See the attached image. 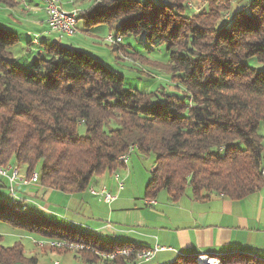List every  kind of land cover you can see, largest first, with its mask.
<instances>
[{"label":"trees","instance_id":"16d2710c","mask_svg":"<svg viewBox=\"0 0 264 264\" xmlns=\"http://www.w3.org/2000/svg\"><path fill=\"white\" fill-rule=\"evenodd\" d=\"M200 1L206 5L198 12L189 8ZM232 1L95 0L79 12L76 29L80 24L84 33L103 28L121 39L143 34L148 43L164 47L165 72L182 97L161 88L125 89L120 73L60 42L32 48V40L22 54L17 34L0 25V166L15 163L24 167L25 178L38 175L35 203L46 190L87 192L93 178L125 169L118 157L137 146L139 155L155 157L144 200L161 192L171 202L188 192L199 201L210 194L240 200L258 192L264 183V139L258 132L264 125V70L247 62L264 63V0H248L237 10ZM16 3L0 0L10 8ZM120 44L111 50L147 62ZM19 194V201L0 199V223L16 232L105 253L146 249L129 242L100 245L25 204L28 199ZM1 242L0 236V264H36L20 243L4 247ZM80 255L88 264L99 260L86 251ZM132 259L109 264H135ZM219 262L264 264L239 253ZM170 264L199 263L177 256Z\"/></svg>","mask_w":264,"mask_h":264},{"label":"crops","instance_id":"0c3cea01","mask_svg":"<svg viewBox=\"0 0 264 264\" xmlns=\"http://www.w3.org/2000/svg\"><path fill=\"white\" fill-rule=\"evenodd\" d=\"M19 1L28 5L32 10L26 11V16H23L17 8L6 7L3 9L6 24L0 21L2 27L17 34L19 38L18 50L24 54L28 52L27 47L36 48L41 42L61 43L59 38H62L63 35L60 36L56 32L47 30L44 25L45 14L42 10V0H39V3L35 0L33 3L26 0ZM247 1L233 0V9L241 8ZM62 6L70 9L69 11H82L74 3V0L63 1ZM18 19L25 25H31L33 27L32 32L28 26L18 28ZM76 30L84 37H89L88 40L93 43L84 46L81 41L79 43L70 41L66 46L85 51L92 56L96 54V57H101L100 52H97L101 50L97 42L103 41L102 38L108 33L107 29L98 28L92 32L84 33L78 24ZM70 39L73 40L74 37ZM32 40L33 44L30 47L27 42ZM98 59L100 60V58ZM22 173L24 176V170ZM102 176L95 177L96 181L92 186L105 185L114 192L115 184L111 181V175H108L106 180H102ZM0 178L3 177L0 176ZM22 178L24 179V177ZM3 182L0 181V199H7L5 197L6 190L1 189ZM17 189L22 197L38 201L34 197L37 188L35 189L33 185L26 186L20 180V183H17ZM19 192L14 195L17 196ZM59 194L62 193L42 191L40 195H43L45 199L38 203L53 212L52 206ZM121 196V193L118 194L113 202L115 208H118L121 200L123 201L125 198L122 197L121 199ZM143 201L144 199L141 200L139 208L134 206L131 211L128 208L122 210L129 214L123 224L124 229L127 230L122 231L121 234L125 240L120 242H129L146 249L155 244L172 249V251L158 253L153 261L146 264H170L177 256L197 257L204 255L219 260L221 257L232 253L250 255L264 261V183L258 192L240 200H230L221 195L210 194L208 199L199 201L188 192L175 202H171L168 195L161 192L154 200L155 205L145 206ZM108 224V227L112 225L111 223ZM107 229L98 228L93 233L108 235L110 229ZM96 239L101 241L95 235L93 240Z\"/></svg>","mask_w":264,"mask_h":264},{"label":"rangeland","instance_id":"374dc122","mask_svg":"<svg viewBox=\"0 0 264 264\" xmlns=\"http://www.w3.org/2000/svg\"><path fill=\"white\" fill-rule=\"evenodd\" d=\"M26 1L33 3V0H26ZM35 1L39 3V0H35ZM63 1L65 0H61V4H63ZM94 1L95 0H74V3H76L80 9L83 8L85 9L89 7L91 4H93ZM42 5H43V0H42ZM192 5L195 7V9H200L202 6H205L206 4L205 2L200 1V2H194L192 3ZM14 7L17 8V10L23 16H26L27 13L26 11L32 10L28 5L21 3V1L19 0H17V3L15 4V6H13V8ZM5 8H6L5 6H0V21L3 23H5V19H4L5 14L3 12V9ZM62 8L66 11V13L74 12L76 14H79L80 12V11L78 12V10L69 11L70 9H68L65 6L64 7L62 6ZM228 16L229 15H226V18ZM9 19L11 18L9 17ZM44 25L48 30V27L45 22ZM18 26H19L18 28H20L21 26H28L31 32L33 29L31 25H25L19 19H18ZM72 37H74L73 40L70 39ZM59 39L61 41V44L64 45H68V42L70 41L78 42V43L81 41L82 45L84 46H86V44H91L92 42L88 40L90 39L89 37H84L83 34L78 32L74 33L70 37L62 36V38ZM102 39H103L102 42L101 41L97 42L98 43L97 45L100 46L101 48V50L97 52H100L99 54L101 57H96L95 53L94 56L96 58H100V60L99 59L98 60L101 63H103L105 66H107L110 70L114 72H118L123 76L124 78L123 86L125 89L136 90L144 93H151L161 88L160 89L161 93L168 95H176L178 97L183 96L182 89L176 87V84L170 81V75H168L165 72L164 65L168 61V54L165 51L164 47L157 44L148 43L145 40L143 34L138 37H132V36L122 37L121 39L122 42L120 41L121 44L118 43L117 45L120 44L123 47H127L128 52L137 53L140 56L148 59L147 62L143 61V63H141V62H135L134 60L136 58H130V57L128 58L125 57L124 54L113 52L110 47L112 45L107 44L104 41L105 37ZM93 41L95 42V40ZM19 64H22V66L25 68L24 66L25 64L23 62L22 63L20 62ZM247 64L252 68L256 69L257 71L264 70V63H258L255 62L254 60H250L247 62ZM258 132L260 135L263 136L264 139V125H260ZM78 134L79 135L84 134L83 128L78 129ZM14 164L15 163L11 165L12 168L15 167ZM154 165H155V157L152 154L142 156L139 155L137 151L132 152L130 154L125 169L117 170L119 176L124 179V188L121 192H118L117 194L120 193L122 194L121 199L122 197H125L123 198V201L121 200V203H119L120 206L118 208H115V205H113V203L110 206H106L101 202H98V200L95 197L88 196L87 192L79 195L59 194V197L56 198L55 202L53 203L54 205L52 206L53 212H55L56 214L49 211L48 209L44 210L45 208L42 206V204L38 202L34 203L31 201L30 198H27L28 201H25L26 202L25 204L37 208L39 211H42L46 215H50V217L52 216L51 217L52 221L54 220L57 223L69 226L71 228H74L75 230L83 232L86 238L89 239L91 238L93 240L96 235V237H98L102 241V243L100 241H97L100 245H103V243H108V242L124 241L125 239H123V236L121 234L122 231L127 230L124 229L123 224H124V220L127 219L126 217L129 213H126L122 210L128 208L131 211L133 210L134 206H136L137 208L141 206L140 203L141 200H143L144 198L145 188L148 181L150 180L151 171ZM15 168L18 170V173L17 175H15L16 173L12 175L13 177L15 176L12 182L14 185L11 186L9 185V179L6 176L0 178V181H4V184L7 185L8 187L5 196L7 198L6 200H10L12 199V197H14L15 201H19L17 196L13 195L11 197L8 195V192L10 191L9 193H11V190L13 192L14 191L19 192L17 189V183H20V180H22V183L24 184V180L22 178L24 177L22 173L24 167L20 166ZM11 172L12 171H8L7 176H11ZM111 174L112 172L105 173V175L102 176V180L108 179V175L110 176ZM4 177L6 180L4 179ZM24 179L29 180L28 178L25 177ZM95 181L96 178H93L91 186L94 184ZM33 186L35 189L38 188L37 183L34 184ZM114 192L116 193V190ZM43 199H45L44 196ZM113 210L116 211L113 212ZM111 214L112 216L110 217ZM106 222L111 223L112 225L108 227L109 224ZM98 228H108L110 229V231H108V235L94 234L93 233L94 230ZM0 236L2 237L1 244L4 247H10L13 246L15 243H20L23 248L24 256L29 259L34 258L36 260V264H88L89 263L86 260L87 258L85 256L80 255L81 250H75L71 252L65 249H60L59 247L52 245L54 241L61 242V240H56V239L43 240L34 234L30 236L24 233H19L16 232L13 228L3 223H0ZM72 245L75 246L74 243ZM91 248L92 247L82 251H86L92 254L93 256L99 258V260L97 259V262H95L94 264H109L110 262L115 261L118 258L119 260L120 258L123 259L133 258L132 261L134 262H136L137 260L136 255H129L127 257L121 255H114L113 260H108L110 258H107L106 256L111 255L112 253H105L97 249L94 248L91 249Z\"/></svg>","mask_w":264,"mask_h":264},{"label":"built area","instance_id":"2783aa9c","mask_svg":"<svg viewBox=\"0 0 264 264\" xmlns=\"http://www.w3.org/2000/svg\"><path fill=\"white\" fill-rule=\"evenodd\" d=\"M189 8L194 10V12H198L199 9H195V7L192 4H188ZM43 12L45 14V23L49 29V31L52 32V30H63L68 31L72 34L73 31L76 30V20L79 14H70L66 13V11L62 8L61 0H43ZM104 37H111L116 40V35L111 32L107 33ZM137 151V146H131L128 151L118 157V163L126 166L128 157L132 152ZM8 168V169H7ZM3 168L0 166V176H6L9 179V185H14L13 179L14 177L12 175H17L18 170L12 166ZM8 171L11 172V176H7ZM11 177V178H10ZM5 178V177H4ZM112 181L115 183V190L116 193L109 190V188L105 185L101 186H91L87 190V194L91 197H95L98 202H101L102 204L106 206H110L117 198V193L121 192L124 188V179L119 176L117 171L112 172L111 174ZM29 180H24V185H34L37 183L38 175L36 173H33L29 178ZM13 191L11 190V195ZM145 206H153L156 204L154 200H144L143 201ZM68 243V244H66ZM72 242L61 240V242H55L52 244L53 246L59 247L60 249H65L67 251H75V250H87L88 247L83 244L74 243L75 246L72 245ZM164 251H172L170 248H166L163 246H160L158 244H155L153 247L145 249L144 251H135L132 248H126V249H119L114 252H112L111 255L106 256L107 258H110L108 260H113L114 255H121V256H129V255H136V262L135 264H143V263H149L153 261V259L156 257V255L160 252ZM197 262L199 264H220L218 259L211 258L208 256L200 255L197 256ZM202 258V259H200ZM106 259V258H105ZM139 261V262H137ZM142 262V263H140Z\"/></svg>","mask_w":264,"mask_h":264},{"label":"bare ground","instance_id":"6f19581e","mask_svg":"<svg viewBox=\"0 0 264 264\" xmlns=\"http://www.w3.org/2000/svg\"><path fill=\"white\" fill-rule=\"evenodd\" d=\"M231 1V0H229ZM70 14H76L74 12H69ZM52 32H56L60 35H63V36H67V37H70L72 36L74 33H76V31H73L72 34L68 31H63V30H52ZM104 41L107 43V44H111L112 46H115L117 45L118 43H120L121 41V38L120 37H116V40L114 38H111V37H105ZM202 259V258H200Z\"/></svg>","mask_w":264,"mask_h":264}]
</instances>
